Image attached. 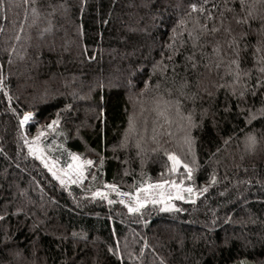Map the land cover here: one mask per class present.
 Masks as SVG:
<instances>
[{"label":"trees","instance_id":"1","mask_svg":"<svg viewBox=\"0 0 264 264\" xmlns=\"http://www.w3.org/2000/svg\"><path fill=\"white\" fill-rule=\"evenodd\" d=\"M250 6L255 18L238 24ZM181 19L200 36L195 47ZM174 28L176 50L168 47ZM242 31L240 67L249 75L233 84L230 39ZM261 67L257 0L243 9L239 0H0V264H264ZM167 89L192 113L191 149L174 114L172 134L150 138L154 98ZM26 111L34 116L22 128ZM57 114L53 130L43 127ZM130 116L138 130L147 123L142 150L135 138L122 143ZM38 129L45 135L35 147L60 164L72 162L70 152L93 161L81 185H62L30 152L25 140ZM169 152L190 165L191 181L183 164L170 171ZM164 179L207 191L195 202L182 193L172 211L148 203L137 213L113 192L111 204L91 195L106 184L125 191Z\"/></svg>","mask_w":264,"mask_h":264},{"label":"snow or ice","instance_id":"2","mask_svg":"<svg viewBox=\"0 0 264 264\" xmlns=\"http://www.w3.org/2000/svg\"><path fill=\"white\" fill-rule=\"evenodd\" d=\"M227 3V0H225ZM241 9L244 8L246 0H239ZM257 2L264 4V0H257ZM207 3V0H205V4ZM213 7L215 8L216 5L213 4ZM191 8L193 11H199L200 13H204L206 10L203 7L198 8L196 4H192ZM231 10V9H230ZM35 12L36 9H33ZM212 12H207V18H212ZM221 17H223V12H221ZM249 18H255L252 17L251 12V6L250 10L248 12V16L245 17H237V23L238 24H245L248 23ZM223 21L221 20V23ZM178 27L181 29V32H183L186 29V21L181 19L178 22ZM202 30H207L206 25L200 26ZM188 31V38L193 40V46L195 47L196 42L199 41L200 36L195 35L192 30ZM212 32L219 31L218 28L213 27L211 29ZM225 31L231 33V28L225 29ZM181 32H177V29H173V36L170 38L172 43L168 45L169 48L172 50H176V40L181 36ZM247 36L246 32H240L239 35H232L230 39V46L232 47L233 55L235 56L234 59L230 61L228 65H226V69L229 73H231L234 77L233 84L240 83L242 76H248L249 72H246L241 69L240 67V43L241 40ZM183 43V40H181V44ZM247 47V45H245ZM215 51V49H214ZM168 59H171V57H168ZM191 59V57H189ZM233 65L235 66L233 68ZM160 66L159 64L154 66L155 67ZM193 67H195V64H193ZM217 67H219V64H217ZM260 71L264 73V67L260 68ZM3 77L0 75V88H3L2 83ZM261 81L257 80V84H260ZM187 82H182L180 85V95H185L183 88L186 87ZM145 87H148L147 82L145 83ZM159 87V85H157ZM143 91V90H142ZM167 96H165L163 93H157L158 98H154V111L156 113V119L153 121L152 126V136L150 137L153 141L157 140L158 136L168 134L171 135V125L174 122L173 114L175 117L179 120V127H182L186 130V134L184 136V143L189 145V148L191 149V144L193 141V138L190 136V130L192 127H195L196 124L193 120L192 113L190 112L188 115H184L181 110V102L179 98L172 97V90L167 89ZM233 92H235V88H233ZM5 95H8L7 92H5ZM195 95V94H193ZM240 95H244V91L240 92ZM9 100H11V97L9 96ZM13 111H15L13 109ZM258 112L261 116H264V107L258 109ZM34 114L31 111H26L23 113L22 117L20 118V124L23 126L28 121L33 119ZM255 115H251L249 118V122L251 119H254ZM60 123V117L59 114H57L56 119H53L50 123L46 124L45 127L47 130H53L55 126H57ZM147 123L145 121V126L142 130L137 129L136 121L134 117H129V127L126 130L125 133V140L122 142L123 144H127V141L130 137L136 139V147L138 149L142 150L141 140L143 139V135L140 134L142 131L143 133L147 132ZM45 133L41 131L40 129L37 130V134L33 136L32 143H29V141L26 139L25 143L28 144L30 152L33 154L37 153V148L35 145L38 143L40 138L44 136ZM257 143V139L254 134L249 133L246 137V145L247 147L254 149L255 145ZM155 151V149H153ZM71 157V163L67 164L66 169H61L60 171H63V177L58 174V171L55 166V162L52 164H49L48 159H46L43 155H39L38 158L44 163V166L48 168V171L52 173L53 177H55L57 180L60 181V183L63 185L65 184V178H68L69 183H80L84 179L85 175V166H90L93 164V161L91 159H84L82 160L81 157L77 153H69ZM168 156V159L172 161V168L170 171L175 172L177 165L181 164L180 158L176 156L174 153H166ZM100 164L103 165V158L100 159ZM183 168L187 170L186 176L184 179H187L191 181L193 179V169L190 167L189 164L183 163ZM75 176V179H72L71 177ZM95 179V177H93ZM184 179H181L179 183H177L175 180L169 181V180H160L157 181L155 184L151 183H145L141 182L140 186L136 188L135 193L133 192H122L115 184H107L106 187L117 193V195L126 197L127 199H121L120 203L126 204L129 212H139L146 204H163L162 210L172 211L176 209V205L172 203L173 199L178 200H184L185 195L182 193H187L188 197L192 199V202H195V196L198 194H203V192L207 191V187L203 189H195L191 183L184 185ZM212 181H216L215 174L211 177ZM174 190L175 195L173 196L172 191ZM93 197H103L104 199H108V194L103 191L100 188H97L95 191L91 193ZM108 203H114L113 200L108 199ZM182 210V209H181Z\"/></svg>","mask_w":264,"mask_h":264},{"label":"rangeland","instance_id":"3","mask_svg":"<svg viewBox=\"0 0 264 264\" xmlns=\"http://www.w3.org/2000/svg\"><path fill=\"white\" fill-rule=\"evenodd\" d=\"M137 115L138 114H136V117H137ZM22 117V116H21ZM29 122V121H28ZM27 122V123H28ZM26 123V124H27ZM26 124H24L23 126L21 125V127L23 128ZM36 148H37V154H38V156L39 155H43L46 159H48V162H49V164H52L53 162H55V166H56V169H57V171H58V173L63 177V171H60L61 169H66V166H67V164H65V165H62V164H60L57 160H55V159H53L52 157H49L39 146H36ZM176 155V154H175ZM176 156H178V155H176ZM179 157V156H178ZM170 161V160H169ZM180 161L182 162V160L180 159ZM69 163H71V162H69ZM68 163V164H69ZM183 163H185V162H182L181 164H183ZM181 164H179V165H177V168L181 165ZM170 165L172 166V161H170ZM176 168V169H177ZM186 172H187V170L186 169H184ZM72 179H75V176H72L71 177ZM165 180V179H164ZM157 181H160V180H157ZM157 181H150V182H147V183H151V184H155ZM82 182V181H81ZM81 182L80 183H69L68 182V178H65V183H67V184H73V185H81ZM107 185V184H106ZM106 185H104V187H101V189L103 190V191H105L107 194H111L112 192L116 195V197L119 199V200H121V199H127L126 197H122V196H119V195H117V193L116 192H114V191H111V190H109L107 187H106ZM135 190L136 189H134V190H125V191H122V192H133V193H135ZM121 191V190H120ZM172 194H173V196L175 195V192H174V190L172 191ZM126 205V204H125ZM134 213H137V212H134Z\"/></svg>","mask_w":264,"mask_h":264}]
</instances>
